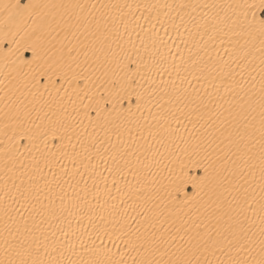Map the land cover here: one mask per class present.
I'll list each match as a JSON object with an SVG mask.
<instances>
[{
  "label": "snow or ice",
  "instance_id": "1",
  "mask_svg": "<svg viewBox=\"0 0 264 264\" xmlns=\"http://www.w3.org/2000/svg\"><path fill=\"white\" fill-rule=\"evenodd\" d=\"M0 264H264V0H0Z\"/></svg>",
  "mask_w": 264,
  "mask_h": 264
},
{
  "label": "bare ground",
  "instance_id": "2",
  "mask_svg": "<svg viewBox=\"0 0 264 264\" xmlns=\"http://www.w3.org/2000/svg\"><path fill=\"white\" fill-rule=\"evenodd\" d=\"M217 2L227 3V2H231V0H217ZM0 79H4L2 63H0ZM2 95H3V90L0 89V96ZM0 107H2V104H0Z\"/></svg>",
  "mask_w": 264,
  "mask_h": 264
}]
</instances>
